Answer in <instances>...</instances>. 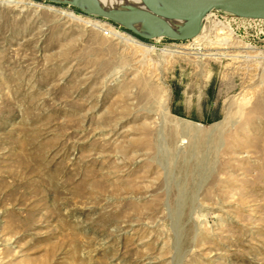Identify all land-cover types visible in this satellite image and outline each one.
I'll return each instance as SVG.
<instances>
[{"label": "rangeland", "instance_id": "374dc122", "mask_svg": "<svg viewBox=\"0 0 264 264\" xmlns=\"http://www.w3.org/2000/svg\"><path fill=\"white\" fill-rule=\"evenodd\" d=\"M4 1L0 264H264V20L123 45Z\"/></svg>", "mask_w": 264, "mask_h": 264}, {"label": "water", "instance_id": "95a60500", "mask_svg": "<svg viewBox=\"0 0 264 264\" xmlns=\"http://www.w3.org/2000/svg\"><path fill=\"white\" fill-rule=\"evenodd\" d=\"M94 18L105 19L145 39L189 41L199 35L206 14L222 11L249 20H264V0H139L140 6L105 10L96 0H50ZM174 23H181L177 29ZM140 25L136 30L133 25Z\"/></svg>", "mask_w": 264, "mask_h": 264}, {"label": "bare ground", "instance_id": "6f19581e", "mask_svg": "<svg viewBox=\"0 0 264 264\" xmlns=\"http://www.w3.org/2000/svg\"><path fill=\"white\" fill-rule=\"evenodd\" d=\"M4 1V0H3ZM9 1H15V0H6V2H9ZM20 2H23L27 5H33V3L27 1V0H19ZM18 1V3H19ZM58 1H66V0H58ZM72 1V0H71ZM5 2V1H4ZM16 2V1H15ZM96 2L105 10H112V9H115V10H123L124 8H126L127 6H140V2L139 0H96ZM24 4V5H25ZM15 5V4H13ZM37 6V5H34V7ZM30 7V6H29ZM40 7V6H39ZM38 7V8H39ZM45 8V7H44ZM48 10L50 11H54V12H57V9H55L54 7H46ZM40 9V8H39ZM59 14L65 18V19H69L71 21H74V22H78V23H83L85 26H90V27H93V28H102V30H106L107 32L106 33H109L111 37L115 38L116 40H118L121 44L123 45H129V44H133V45H140L139 42L131 35L125 33V32H122L121 30H118L116 29L115 27L111 26V25H108V27L106 29H103V26L104 25H101L99 22L97 21H94V20H91V19H87V18H83L82 16H78L76 15L75 13H73L72 11H67V10H62L60 11L59 10ZM210 15V13L206 14L204 19H203V22H202V28H201V32L199 33L198 36H196L195 38H193V40H197V39H200L202 38V33H203V30H204V24L208 18V16ZM87 19V20H86ZM181 23H174L173 25V28L174 29H177L176 27L179 26ZM215 28H220L222 30V32L220 34H224V30L227 31L228 35L230 37H233L234 38V34L233 32L231 31L230 28L228 27H223L222 25H220L219 23H216ZM133 28L136 29V30H141V27L140 25H137V24H134L133 25ZM206 36V35H205ZM207 41H209L207 39V37H204ZM203 39V38H202ZM222 43L223 45H227V43L222 39ZM201 41H199V45L197 46H201ZM209 43V42H208ZM210 44V43H209ZM216 44V43H215ZM196 46V47H197ZM143 48V47H142ZM170 55H174V52H168ZM218 54L215 53V54H211L207 57H216ZM219 56V55H218ZM221 58L225 57L223 55L220 56Z\"/></svg>", "mask_w": 264, "mask_h": 264}, {"label": "built area", "instance_id": "2783aa9c", "mask_svg": "<svg viewBox=\"0 0 264 264\" xmlns=\"http://www.w3.org/2000/svg\"><path fill=\"white\" fill-rule=\"evenodd\" d=\"M217 12H221V13H225V14H227V15H229V16H231L232 18H235V19H239V18H236L235 16H233V15H231V14H228V13H226V12H222V11H212V12H210L212 15L214 14V13H217ZM216 17V16H215ZM217 18V17H216ZM218 19V18H217ZM219 20V19H218ZM106 23L108 24V25H111V26H113V27H117V25H115V24H113V23H111V22H109V21H107L106 20ZM120 27L118 26V29H119ZM235 35V34H234ZM230 41V40H229Z\"/></svg>", "mask_w": 264, "mask_h": 264}]
</instances>
